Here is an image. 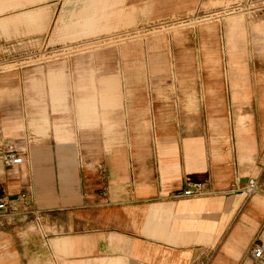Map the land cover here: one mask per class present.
<instances>
[{
    "label": "crops",
    "instance_id": "1",
    "mask_svg": "<svg viewBox=\"0 0 264 264\" xmlns=\"http://www.w3.org/2000/svg\"><path fill=\"white\" fill-rule=\"evenodd\" d=\"M44 1L0 0V51L5 48L6 36L15 40L22 34L32 36L34 31L48 29L49 7L32 12L37 2ZM124 1L79 0L78 8L60 16L53 30L63 39L73 40L129 28L134 15L120 7ZM241 32L242 17L231 18L225 36L233 99L246 92L243 69L234 57V39ZM125 51L126 47L121 53ZM61 73L60 68L46 73L50 112L72 114L79 129L102 126L109 136L104 141L107 151L101 150L103 140L96 132L93 151L77 150L69 118L50 119L45 108L37 113L29 109L26 120L5 128L13 132L21 148L30 143L28 129L42 136L49 130L52 139L40 137L20 166L1 164L2 196L12 204L15 214L0 219V264H264V231L260 241L263 258L254 259L251 252L255 236L264 226V198L248 200L246 183L243 185L226 163L229 151L219 154L213 147L214 139L210 151L205 136H179L164 129L161 119L154 126L146 119L150 103L144 101L139 109L125 107L129 93L121 90L118 75L97 80L90 75L75 86L77 96L66 106ZM33 84L41 88L42 81L34 79ZM185 98V107H193V96ZM142 103L140 99L138 104ZM118 111L123 113L118 115ZM128 121L137 131L126 138L129 149L112 148L118 143L115 129ZM208 123L217 135L226 136L224 122L209 119ZM148 129L154 153L145 148L150 140ZM233 136L236 156L242 163L254 149L252 127L237 117ZM190 182L205 183L208 192L179 197ZM24 190L31 193L32 202L34 199L30 208L35 213L16 202ZM40 212L43 214L38 215ZM21 216L29 222H21ZM42 222L55 233H36ZM29 224L33 228H27Z\"/></svg>",
    "mask_w": 264,
    "mask_h": 264
},
{
    "label": "rangeland",
    "instance_id": "2",
    "mask_svg": "<svg viewBox=\"0 0 264 264\" xmlns=\"http://www.w3.org/2000/svg\"><path fill=\"white\" fill-rule=\"evenodd\" d=\"M78 1L37 2L32 12L45 6L50 9L48 29L34 31L32 36L22 34L15 40L6 36L5 48L0 51V143L15 141L13 132L9 133L5 128L13 127L18 120H26L29 109L37 113L45 108L50 119L69 118L77 150L93 151L96 132V137L99 135L103 140L101 150L107 151L104 141L109 136L104 134L102 126L79 129L73 123L72 114L58 112L53 115L50 112V87L46 73L55 68L62 70L66 106H71L77 96L75 86L90 75L96 80L106 75H118L121 90L129 93L125 107L139 109L137 107H143L144 101L147 105L150 103L146 119L154 126L161 119L164 129L174 130L179 136L203 135L209 142L210 151L211 139H214L213 147L219 154L230 152L226 163L243 185L249 178L258 179V188L248 200L254 196L264 198V0H125L120 7L133 12L134 24L131 27L88 38L63 39L55 34L53 27L60 16L64 13L68 16L70 10L78 8ZM235 17L243 19V32L234 39V57L243 69L246 91V95L242 94L237 99H233L230 87L225 36L229 20ZM209 26L213 27L212 30ZM158 38L161 39L157 41ZM125 47L126 51L121 53ZM159 67L165 70L160 71ZM34 79L42 81L41 88L34 86ZM187 95L194 98V106L189 109L184 102ZM140 99L142 104H138ZM115 113L120 115L123 111ZM237 117L244 120L245 126L252 127L254 141L249 159L242 163L236 156L233 136ZM209 119L225 123V137L217 135L209 127ZM130 122L115 129L113 135L118 143L112 148L129 147L126 138L133 132L134 135L137 133ZM28 131L32 137L27 146H22L25 153L38 143L40 137L52 139L49 130L44 136ZM147 135L150 138L151 129ZM145 148L154 153L151 138ZM23 194L31 195L24 190L18 196ZM2 195L0 188V197ZM40 213L38 215L43 214ZM19 219L29 222L27 217ZM30 225L27 228H33ZM37 228L36 233L42 235L55 233L43 222ZM263 231L264 226L256 234L255 243L260 244L263 240Z\"/></svg>",
    "mask_w": 264,
    "mask_h": 264
},
{
    "label": "built area",
    "instance_id": "3",
    "mask_svg": "<svg viewBox=\"0 0 264 264\" xmlns=\"http://www.w3.org/2000/svg\"><path fill=\"white\" fill-rule=\"evenodd\" d=\"M23 149L15 141H3L0 143V163L7 167H15L20 166L24 162L25 152ZM258 188V179L257 178H249L244 187V192L246 195L250 196L256 192ZM208 192L207 186L202 182H190L187 183L186 189L180 193L179 197H195L202 196ZM16 202H22L26 208L29 209V213H35V211L31 210V206L33 202L30 200V196L21 195L16 198ZM14 213L12 208V204L10 202H6L4 197H0V219L10 216ZM252 257L254 259H262L263 258V247L258 243H254L251 249ZM264 263V259L262 260Z\"/></svg>",
    "mask_w": 264,
    "mask_h": 264
},
{
    "label": "bare ground",
    "instance_id": "4",
    "mask_svg": "<svg viewBox=\"0 0 264 264\" xmlns=\"http://www.w3.org/2000/svg\"><path fill=\"white\" fill-rule=\"evenodd\" d=\"M69 49H71V48H69ZM75 51V50H74ZM73 52V51H72Z\"/></svg>",
    "mask_w": 264,
    "mask_h": 264
}]
</instances>
